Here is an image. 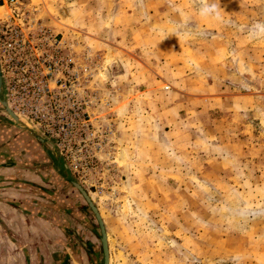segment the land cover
Listing matches in <instances>:
<instances>
[{"label": "rangeland", "instance_id": "1", "mask_svg": "<svg viewBox=\"0 0 264 264\" xmlns=\"http://www.w3.org/2000/svg\"><path fill=\"white\" fill-rule=\"evenodd\" d=\"M209 2L219 20L198 15L200 0H25L13 18L0 0V45L41 59L60 42L77 75L80 64L88 74L85 88L78 80L72 89L76 111L49 114L55 126L38 128L96 204L109 264H264V38L248 32L264 22V0ZM94 37L109 50L95 49ZM132 41L140 46L129 54L124 45ZM111 45L120 47L116 61ZM14 84V96L32 105V83L20 68ZM163 110L185 124V136H163ZM155 121L158 129L149 130ZM154 135L196 151L173 157L171 147L162 164L174 170L159 174L155 192L141 165L132 166L139 158L126 161L128 148L142 149L140 136ZM207 152L216 164L202 161Z\"/></svg>", "mask_w": 264, "mask_h": 264}, {"label": "flooded vegetation", "instance_id": "2", "mask_svg": "<svg viewBox=\"0 0 264 264\" xmlns=\"http://www.w3.org/2000/svg\"><path fill=\"white\" fill-rule=\"evenodd\" d=\"M12 49L14 47L7 42L0 45V90L5 91V97L0 91V158L23 162L30 168L23 171L11 167L2 171L6 184L0 192V206L15 208L19 216L9 223L0 219V264H104L100 232L91 212L77 197L67 194L64 189L58 190L61 203L71 211L87 216L95 232L71 218L49 194L54 191L46 181L51 178L52 163L45 151H53V146L59 148L50 136L16 108L19 100L14 96V91L18 93L14 83L23 58L13 55ZM24 128H27L26 133ZM42 195L49 199H43ZM9 200L20 202L24 211ZM38 212L67 222L77 230L80 241L73 246L57 228L39 218Z\"/></svg>", "mask_w": 264, "mask_h": 264}, {"label": "built area", "instance_id": "3", "mask_svg": "<svg viewBox=\"0 0 264 264\" xmlns=\"http://www.w3.org/2000/svg\"><path fill=\"white\" fill-rule=\"evenodd\" d=\"M24 1L25 0H7V5L9 6V14L7 17L13 18L14 13L24 8ZM13 24L16 23L14 22ZM34 24L30 25L31 28L34 29L33 32H35ZM38 25L40 24L38 23ZM51 37L52 36H47V39ZM62 46L65 45H61L60 42L49 43L47 47L50 48L51 54L47 53V57H42L40 59L37 57V54L33 52L30 56H34L35 59L25 58L23 62L21 61L22 72L27 75L32 83L31 86L33 89L31 94H26V97H30L32 105L25 103L26 99L23 98L25 95H21L18 97L19 102L16 108L41 129L55 126V116L47 117V115L64 114L65 112L68 113L69 110L76 111L72 105L75 98L72 91V89L75 88L74 83L79 80L80 87L85 88L84 83L86 82V78H88V74L86 70L82 69L81 64L79 65L80 74L77 75L78 70L75 68L77 63L72 57L71 50L69 49L68 55H62ZM38 47L42 49L41 46ZM28 48L32 51L38 50V48L35 49L33 46L29 45ZM22 55L24 56L25 52ZM61 96H65L68 99L63 100ZM62 102L63 104H61ZM85 104L86 102L84 101L81 103L83 108H79L80 112H84V114L86 113ZM30 108H32L31 111ZM47 119L50 121L47 122Z\"/></svg>", "mask_w": 264, "mask_h": 264}, {"label": "crops", "instance_id": "4", "mask_svg": "<svg viewBox=\"0 0 264 264\" xmlns=\"http://www.w3.org/2000/svg\"><path fill=\"white\" fill-rule=\"evenodd\" d=\"M82 1V0H81ZM102 28H104V26H102ZM140 30H136V32H143V30H141L142 28H139ZM131 30H134V29H131ZM84 31L86 32L85 34V43L87 44L89 42V36H88V31H87V25H86V30L84 29ZM109 33V32H108ZM94 40H90L92 43L93 46H95L96 48L95 49H102V48H106L104 47V44L106 43V45H110V44H107L109 42H107V40H99L98 37H94L92 38ZM96 39V40H95ZM119 44V43H118ZM120 45V44H119ZM121 46V45H120ZM126 47V51H129L128 53L129 54H132L131 52L133 50H137L136 47L140 46L138 43L136 42H128L124 45ZM189 48V47H188ZM111 49H112V52H113V56H114V60L113 61H116L117 60V54H118V50L120 49V47H117V46H114V45H111ZM106 51H108L109 49H105ZM134 51V52H135ZM107 53V52H106ZM105 53V55H106ZM129 64H131V60H128ZM134 64V63H133ZM120 76H117L116 79H120L119 78ZM147 92H151V90L149 89H144L142 91V94L144 93H147ZM182 95V94H181ZM183 96V95H182ZM170 110V109H169ZM168 112V110H167ZM170 113V112H169ZM163 114V119H165V121H162L161 123L164 125L163 129H164V132H163V136H165V138H173V137H177L179 135H183L185 136V129H184V125L183 123H178L177 120L174 118H171L173 120H170V117L167 119L166 115L165 114H168V113H165L164 110L162 112ZM154 122V124L152 125L151 123H149V130L150 129H158V125L160 124V122ZM183 130V131H182ZM177 132L176 134H173V132ZM142 140H140V144L142 146V149L141 148H136V147H133V150L131 151L130 148H128L129 150L127 151L126 153V161H127V164L130 165V163L132 162L131 158L130 157H138L139 158V162L136 163L137 160L134 159L133 161V165H136L138 164V166H140L139 168H137V170L139 169V173L141 174V176H143L145 179H146V183L145 185H152V190L155 192L156 189V184L160 185L159 182H157L158 180L157 179H160L161 177H159V174H166L167 173H171L169 171H173L174 168L173 167H170V165H167V164H162L163 162H165L164 160H166V152H169V150L171 149V147L175 148V152L172 151L173 153V157L177 156V155H180L184 158V156H188L189 158V155L190 154H195V150H194V146L192 145H180L177 140H174V141H170V140H158L157 139V136L154 135V137L152 138H147V137H142L140 136ZM137 140V139H136ZM176 141V142H175ZM196 142V141H194ZM137 142H133V144H136ZM148 146H150L152 149L148 150ZM167 146H170L169 148ZM160 151V152H159ZM193 161H195V158H192ZM203 162H205L206 164H208V166H210L209 164H216L217 163V160H216V156L215 155H211L210 157V154L207 152V156L205 157V159L202 160ZM147 166H149L152 170H153V173L155 171L154 174H152V171L150 170H147L145 168H147ZM154 166V167H153ZM132 168V167H131ZM134 169V168H133ZM136 170V169H135ZM207 170H209V167H207ZM3 170L1 169L0 170V192L3 191L4 189V186H5V178H4V174L2 172ZM146 171V172H145ZM167 171V172H166ZM178 170H176V173L178 174L177 172ZM170 176H175V175H172L170 174ZM15 180H17V177H15ZM149 190V189H147ZM10 193V192H9ZM3 205V204H2ZM18 213L16 211V209L14 208H6L5 206H0V219L4 220L6 223H9L11 220L13 219H16L18 217Z\"/></svg>", "mask_w": 264, "mask_h": 264}, {"label": "water", "instance_id": "5", "mask_svg": "<svg viewBox=\"0 0 264 264\" xmlns=\"http://www.w3.org/2000/svg\"><path fill=\"white\" fill-rule=\"evenodd\" d=\"M0 83H1V74H0ZM0 91L3 92V95L5 97L4 89L2 88V90ZM24 131L26 133L27 128H24ZM52 148H54L53 151H47V150L45 151V155L48 156V158L52 163V165L50 166L51 178L50 180H46V181H48L52 185L54 191L50 192L49 194L51 195L52 199L54 197L56 205L59 206L61 209H63L71 218L78 221L82 226L87 227L90 231L95 232V229L89 223V220L86 216L71 211L64 204L61 203L58 195V190L60 189L66 190L67 194L77 197L78 200L85 205V207L91 212L99 228V232H100L99 241L103 251L104 264H109V246L107 243V232L103 220L98 212L97 206L91 200L90 196L88 195L87 191L85 190L81 182L72 174L59 149H57L56 146H53ZM50 154L57 155L58 157L61 158L63 165L62 168L59 165H57L53 160H51ZM11 167L12 169H21L23 171H27L30 168L23 162H17L8 158H0V170L10 169ZM41 197L45 200L49 199L44 195H42ZM52 199L50 198L51 201H54ZM10 201L9 203H12L15 207L19 208V210L24 211V207L20 202H14V201L10 202ZM36 214L39 218L47 221L50 225L57 228L63 235H65L69 239V241L71 240L73 246L74 244H77L80 241L77 237V230L72 228L67 222L58 221L53 217H50L48 215H43L41 212H38Z\"/></svg>", "mask_w": 264, "mask_h": 264}, {"label": "clouds", "instance_id": "6", "mask_svg": "<svg viewBox=\"0 0 264 264\" xmlns=\"http://www.w3.org/2000/svg\"><path fill=\"white\" fill-rule=\"evenodd\" d=\"M198 15L205 19H216L219 20V14L217 7L214 3H210L209 0H200V7L198 10ZM249 37L253 39L264 38V22H257L253 24L249 29ZM179 35L185 38L189 37L191 33L181 32Z\"/></svg>", "mask_w": 264, "mask_h": 264}]
</instances>
